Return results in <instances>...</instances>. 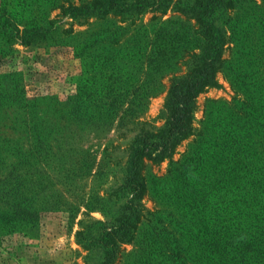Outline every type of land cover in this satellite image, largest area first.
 <instances>
[{
    "label": "rangeland",
    "instance_id": "1",
    "mask_svg": "<svg viewBox=\"0 0 264 264\" xmlns=\"http://www.w3.org/2000/svg\"><path fill=\"white\" fill-rule=\"evenodd\" d=\"M4 1L0 21L20 30L45 17L39 5L35 16H9L13 0ZM58 13L28 44L0 35V76H11L0 80V264L102 260L84 236L98 221L115 229L129 146L163 125L169 80L202 46L195 20L171 9L122 23ZM211 18L224 34L218 85L196 97L191 134L172 156L145 160L140 216L115 264H264V0L216 7ZM21 194L33 219L14 216Z\"/></svg>",
    "mask_w": 264,
    "mask_h": 264
},
{
    "label": "trees",
    "instance_id": "2",
    "mask_svg": "<svg viewBox=\"0 0 264 264\" xmlns=\"http://www.w3.org/2000/svg\"><path fill=\"white\" fill-rule=\"evenodd\" d=\"M237 1L239 0H177L175 2H172V0H78V2H75V0H13L14 5L9 10V16H35L33 15L34 6L39 5L47 8L46 11H42L45 17L40 20L33 17L29 24H23L21 30L17 25L20 22L0 21V35L7 33L10 37L15 38L20 33L18 40L28 44L32 40L43 38L44 33L51 29L53 19L48 20L47 14L55 9L59 10L58 16H69L77 23L87 22L92 18L106 20L109 15L117 17L120 23L133 22L138 16L146 12L152 11L164 15L170 9L195 20V25L202 38V46L200 52L190 54L188 72L174 75L169 80L163 103L165 112L163 125L154 130H142L134 136L129 146L126 172L122 183V188L128 192V195L122 206V213L116 219L115 229L111 227V230L107 231L110 226L98 221L100 224L98 233L95 234L88 230V236L86 234L84 236V238L91 239L92 243L101 246L104 250V256L98 264H115L117 247H119L118 242L128 241L126 235L131 226L139 219L140 200L146 187L142 176L145 160L158 163L172 156L181 141L191 134L196 97L204 89L218 85L217 73L223 64L224 34L214 23L211 15L216 7L229 8L234 6ZM2 4H7V1L3 0ZM2 9L0 10L2 11ZM7 27L9 32H6ZM12 29L16 31V34L11 33ZM115 29L124 28L121 24H118ZM89 41L82 44L92 43V40ZM109 42L115 43L116 40L111 39ZM10 77V75H3L0 76V80ZM86 79V83L90 85L92 81L90 78ZM2 86L0 83V103L3 101ZM18 93L21 101L25 102L22 97L23 91L20 89ZM25 107L27 108V106ZM24 113L25 118L20 117L24 119L23 121L28 127L26 109ZM29 128L33 134L40 135V131L37 130L34 124ZM33 169L39 171L34 165ZM19 178L16 177L17 180ZM13 199L17 201L13 203V207L17 208L14 212L15 217L22 215V217L28 216L33 219L36 216L37 212L26 208V204L20 206V203L27 202L22 194L20 197L17 196ZM15 220L20 221L17 218ZM82 234V228L76 231L77 237L80 238Z\"/></svg>",
    "mask_w": 264,
    "mask_h": 264
}]
</instances>
